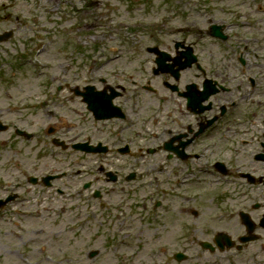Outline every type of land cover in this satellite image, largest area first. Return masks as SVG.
Returning <instances> with one entry per match:
<instances>
[{
	"label": "rangeland",
	"instance_id": "374dc122",
	"mask_svg": "<svg viewBox=\"0 0 264 264\" xmlns=\"http://www.w3.org/2000/svg\"><path fill=\"white\" fill-rule=\"evenodd\" d=\"M260 4L264 6V0H0V34L13 32L10 39L0 42V128H6L0 130V182L7 185L6 193L17 190L13 185L18 181L22 183L18 191L31 199L26 207L43 212V218L29 220L9 212L8 224L0 226V264H27L25 261L42 258L41 264H180L172 253L191 242L192 234L200 241L211 240L219 229L235 235L240 229L236 215L213 219L215 222L210 216L222 209L234 207L238 211L255 201L262 202L264 184L206 183L188 186L186 199L177 193L170 196L156 186L166 184L169 189L178 175H186L185 166L180 171L176 159L166 165L161 151L143 157L137 146L128 157L64 153L55 149L46 129L65 116L75 122V131L83 134L76 140H85L87 134L96 140L101 127L74 112L75 108L88 114L71 98L66 84L99 83L101 77L109 83L124 81L131 87L130 76L135 80L152 77L155 55L147 51L148 47L174 54L175 44L184 39L195 43L204 57L210 50H225L213 44L216 41L206 32L202 35L201 30L207 31L213 23L229 25L227 33L232 37L223 45L242 52L264 83V41L259 40L264 38V11L258 10ZM247 36L254 39L246 43ZM249 49L257 50L263 58ZM210 60L207 58L206 63ZM233 62L239 64L236 58ZM138 96L145 103L143 115L137 117V127L125 133L142 138L148 136L144 127L160 130L167 103L153 96ZM41 100L48 101V107L29 104ZM258 104H244L245 111L258 114L253 116L255 124L247 136L250 144L237 142L229 155L231 164L241 166V171L264 175V161L255 158L262 150L260 140H264V102ZM51 109L55 113L48 111ZM12 123L28 130L31 138L17 135ZM109 124L112 129L108 137H113L114 126L125 123ZM17 162L28 173L34 168L38 172H67L68 176L53 182L54 187H63L77 197L65 199L67 196L53 188L26 183L15 167ZM80 162L94 169L90 178L83 173L76 175L85 170ZM102 165L107 171L119 169V179L106 180L99 170ZM128 176L137 179L127 180ZM89 180L93 187L82 189ZM96 189L101 190V198L94 197ZM0 190L1 197L5 191ZM78 191L83 192L78 195ZM159 201L154 215L152 209ZM191 209L199 212L198 218ZM192 228L197 232L192 233ZM191 247L192 258L186 264L197 263L200 248ZM233 252H217L207 259L220 264H230V258L235 257L245 260L244 254ZM45 254L54 261H46Z\"/></svg>",
	"mask_w": 264,
	"mask_h": 264
},
{
	"label": "flooded vegetation",
	"instance_id": "af4514ba",
	"mask_svg": "<svg viewBox=\"0 0 264 264\" xmlns=\"http://www.w3.org/2000/svg\"><path fill=\"white\" fill-rule=\"evenodd\" d=\"M213 26H219V32L225 38L213 36ZM227 30H229V25L224 23H213L207 31L201 30L202 35L203 32H206L209 37L216 41L213 44H218L221 49L225 50H210L207 57H204L196 49L195 43L186 42V39H184L185 41L179 42L178 47H176L178 42L175 44L174 54H171L172 59L168 62L174 65V67H170L166 72H157V69L153 65L151 67V78L135 80L130 76L129 83L131 87L125 85L124 81L109 83L101 77L98 80L100 81L99 83H96V81H88L82 86L67 83V89L72 95L71 98L75 99L74 102H78L80 106H84L88 114H84L77 109L75 110V108L74 112L79 113L81 117H89L95 127H101L100 129L98 128L101 136L94 140L92 135L87 134L85 135V140H76L83 135L81 134L82 132L80 130L78 132L75 131L77 129L75 122H71L65 116H60L55 124L48 126L46 129V133L54 131L55 136L53 135L54 139L52 138L54 147L63 150V152L71 151L72 153L86 156H90L92 153L91 151L89 152V148H94L95 152H97L102 146L108 147L107 152L98 153L102 155L112 153L114 155L128 157V155H132L136 146L143 157L146 155H154L157 154V151H161L164 154L163 156L166 157V165H169L170 162L176 159L178 161L176 164L181 165L180 171L184 168L183 165L185 166L186 175L184 177L178 175L175 180L177 181L183 178L185 181L183 183V193L180 195L184 199L188 198L189 195L187 187L192 185L206 183L210 185H232V180L228 182L230 179L238 180L234 184H244L239 183L241 179L244 180L243 182L251 183L250 181L252 179L245 175L250 171L245 172L239 170L238 175L234 176L236 174V166L231 164V156L229 154L231 151H235L237 142L242 145L250 144L251 142L247 136L251 133V126L255 124L253 116L256 117L258 114L248 110L245 111L244 104L246 101H248V104L251 102L255 103L256 101L259 103L258 105H261L264 99V83H262L260 77H257L258 81L256 79L254 82L251 81V73L255 75V72L252 71V67L249 65V59L245 58L242 52L237 53L236 51L227 49L223 45V43L228 42L229 38L232 37V35L227 33ZM196 38L198 39V35ZM189 55H191V58H195V60H192L195 63L191 66H180L181 63L187 62ZM207 58L211 60L206 63ZM235 58L236 62L239 63L237 66L233 62ZM179 67L181 68L177 72ZM142 70L146 71L145 67H142ZM251 87H254L253 92H251ZM58 90H60L59 87ZM130 93L134 95L131 97L128 96ZM142 94L144 96H153L154 99L157 98L159 101H164L163 103L167 104L164 109V121L160 128L161 131L150 130L149 127H144L143 133L148 136L136 138L127 135L125 130H133L136 128V123H138L137 117L143 115L145 106L143 104L145 103L142 104L138 96ZM147 99L150 100L149 97ZM94 100H98L99 102L110 101L113 103L116 109L108 112L116 113L117 116L111 117L110 119H96ZM32 104L34 105L33 108L48 107L49 105L48 101L46 102L44 100L34 101ZM48 111L55 113L53 109ZM102 111H107V109H102ZM130 116L133 117V121H128ZM113 121L125 124H122L119 128L116 124L114 126L117 127L114 130V136L108 137L112 129L109 123ZM247 122L250 123L249 126H247ZM108 126H111V128H107ZM68 134L71 135L69 136ZM59 135H65L67 139L61 138ZM119 135L122 137L121 140H119ZM137 135L140 137V133ZM261 135L264 137V131L261 132ZM56 139L63 141L66 149L58 147L55 143ZM156 139H160V141L154 144ZM150 140L151 143L149 142ZM79 144L84 146H80ZM260 145L263 149L260 152H264V140H260ZM80 164L84 165L85 163L80 162ZM84 168L85 170L77 172L76 175L78 176L83 173V176L86 175L88 179L91 177L94 169H87V165H84ZM99 168L101 172L105 173L106 180L107 177L112 178L116 176L119 179L121 175L119 169H115L114 173H112L113 171H107L103 165ZM44 171L42 169L38 172V169H33V172H37L40 176L37 177L38 180H35L34 185H43L46 188H51L54 181H59L68 176L66 172L56 173L53 171L49 174L46 173V175L55 177L50 179V182L52 181L50 185L49 182L46 184L43 180L46 175H40ZM256 176L254 178V184H264V175L256 174ZM129 177H127V180H130ZM193 177H195L194 180ZM221 178L227 181H221ZM136 179L137 176L131 180ZM92 187L91 180L85 181L82 184V189L89 190ZM172 187L175 188V184ZM169 188L171 189V187ZM3 189L5 193L1 197L9 195L6 193L5 187ZM78 192V195H80L83 191ZM76 197V194L72 192L70 198ZM94 197L101 198V190L96 189L94 191ZM22 204L24 207L27 205L26 201ZM231 208L234 210L230 212V215H237L240 227L239 230H236L235 235L230 233L235 242L233 249L239 253H243L246 258L243 261L240 259H232L230 264H264V200L262 202L255 201L251 207L247 206L246 209H238V211L234 207ZM45 209L48 208L45 207ZM195 210L191 209V213L194 217L198 218L199 212L196 211L198 213L197 215ZM242 212L248 214L250 226L246 225L245 222L243 223L240 215ZM42 214L43 212L38 210L30 215H26L25 218L27 220L41 219L43 218ZM8 217L9 214L7 211L5 215L0 216V226H6L8 224ZM242 238L250 240L240 244ZM186 243L183 249L189 250V247L192 245L191 249H196V246H199L201 250H198L196 254L195 259L197 263L193 264H219L216 260L207 259L208 256L216 255L218 250L204 249L201 241L197 239H194L193 242ZM211 243H214V241ZM239 246L241 248L237 249ZM204 252H207L209 255L204 256ZM185 253L187 257L182 260L181 264H186L192 258V254L188 253V251H185Z\"/></svg>",
	"mask_w": 264,
	"mask_h": 264
},
{
	"label": "water",
	"instance_id": "95a60500",
	"mask_svg": "<svg viewBox=\"0 0 264 264\" xmlns=\"http://www.w3.org/2000/svg\"><path fill=\"white\" fill-rule=\"evenodd\" d=\"M0 40H1V37H0ZM162 59L164 60L165 58H164V57H162Z\"/></svg>",
	"mask_w": 264,
	"mask_h": 264
}]
</instances>
